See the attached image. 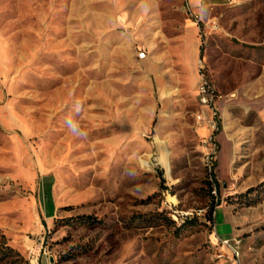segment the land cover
<instances>
[{
  "label": "rangeland",
  "instance_id": "obj_1",
  "mask_svg": "<svg viewBox=\"0 0 264 264\" xmlns=\"http://www.w3.org/2000/svg\"><path fill=\"white\" fill-rule=\"evenodd\" d=\"M198 56L220 96L212 172ZM31 249L264 264V0H0V264Z\"/></svg>",
  "mask_w": 264,
  "mask_h": 264
},
{
  "label": "built area",
  "instance_id": "obj_2",
  "mask_svg": "<svg viewBox=\"0 0 264 264\" xmlns=\"http://www.w3.org/2000/svg\"><path fill=\"white\" fill-rule=\"evenodd\" d=\"M146 52H139V58H145ZM198 71L201 77V83L198 87V96L200 98V102H204V109H201L197 115V120L199 123H202L207 133L201 139L202 149H205L209 152V171L212 172L214 167V162L218 154V143H217V134L220 130V123L218 119L217 107L216 103L219 99V94L216 86L209 79L206 72V64L203 59H198ZM194 216L193 213L187 214V216H182L181 220H186L188 218H192ZM177 220V218H176ZM224 244L229 248L232 254L235 257L240 256V252L238 249L230 244L229 240H225ZM32 256L36 258L37 264L40 261V253H36L31 249ZM43 254H49L47 251H44Z\"/></svg>",
  "mask_w": 264,
  "mask_h": 264
},
{
  "label": "crops",
  "instance_id": "obj_3",
  "mask_svg": "<svg viewBox=\"0 0 264 264\" xmlns=\"http://www.w3.org/2000/svg\"><path fill=\"white\" fill-rule=\"evenodd\" d=\"M207 1H211V0H207ZM157 36H158L157 37L158 39L162 38V37H160L161 36L160 34L157 35ZM164 40H165V38H164ZM176 40H177L178 46H180L182 44V42H183L182 41L183 40V36L181 34H179L176 37ZM197 55H200V51L195 50L194 56L196 57ZM147 57H148V52L146 51L145 59ZM188 58H189L188 55H186V60H188ZM198 59H199V56H198ZM194 72H195L194 80L199 82V84H198V87H199V85L201 83V77H200V74H199V71H198V61L196 63V69H195ZM198 87H197V90H196L197 98H198ZM202 132H204V129L202 130ZM57 209H58V206L56 204H54L52 201H51V203L47 202V204L44 205L42 216H43V219L45 220V222L47 224H50L51 221L54 219V217L56 216ZM39 264H71V263H69V262H59L57 260V258L55 256L51 255V254H41Z\"/></svg>",
  "mask_w": 264,
  "mask_h": 264
},
{
  "label": "trees",
  "instance_id": "obj_4",
  "mask_svg": "<svg viewBox=\"0 0 264 264\" xmlns=\"http://www.w3.org/2000/svg\"><path fill=\"white\" fill-rule=\"evenodd\" d=\"M202 55V54H201ZM253 190V188H251V189H249V191H252ZM214 205H212V207H211V210L209 211V213H208V216H209V218H211L212 219V216H213V213H214ZM183 216H185V215H183ZM188 221H187V219L186 220H183L182 221V223L181 224H186ZM7 248H9V250L11 251V250H13L11 247H7ZM19 254V253H18ZM67 259H63V261H60V262H64V261H66Z\"/></svg>",
  "mask_w": 264,
  "mask_h": 264
},
{
  "label": "bare ground",
  "instance_id": "obj_5",
  "mask_svg": "<svg viewBox=\"0 0 264 264\" xmlns=\"http://www.w3.org/2000/svg\"><path fill=\"white\" fill-rule=\"evenodd\" d=\"M204 103V102H203ZM37 262V261H36Z\"/></svg>",
  "mask_w": 264,
  "mask_h": 264
}]
</instances>
